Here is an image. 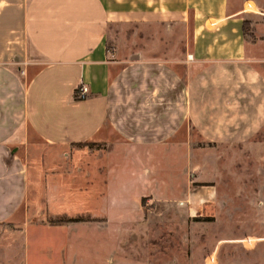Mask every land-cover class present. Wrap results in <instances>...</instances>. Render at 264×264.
<instances>
[{"label": "crops", "instance_id": "crops-1", "mask_svg": "<svg viewBox=\"0 0 264 264\" xmlns=\"http://www.w3.org/2000/svg\"><path fill=\"white\" fill-rule=\"evenodd\" d=\"M245 7L239 0H0V264H30L29 233L44 221L41 209L60 214L49 212L50 199L41 206L29 198V146L70 153L110 138L157 146L182 143L191 129L207 142L235 144L264 129V40L244 36ZM186 21L190 40L176 63L143 52L109 55L111 24ZM81 85L88 92L75 98ZM56 169L43 167L41 179L54 182ZM42 181V191L55 190ZM61 244L49 264L72 256ZM258 248L264 264V235L223 236L205 264H234L238 250L247 256Z\"/></svg>", "mask_w": 264, "mask_h": 264}, {"label": "rangeland", "instance_id": "rangeland-1", "mask_svg": "<svg viewBox=\"0 0 264 264\" xmlns=\"http://www.w3.org/2000/svg\"><path fill=\"white\" fill-rule=\"evenodd\" d=\"M239 1L252 9L244 36L264 40V0ZM190 32V21L116 23L107 48L111 58L143 52L176 63ZM110 139L75 145L70 153L29 146V198L41 206L50 199L49 212L60 213L41 207L44 221L29 233L30 264H49L61 242L73 248L72 256L57 257L62 264H205L223 236L264 235V129L235 144L207 142L192 129L182 143L145 147ZM54 166L55 183L43 179L55 190L42 191L40 170ZM187 200L198 207H181ZM23 240L18 236V248ZM246 253L238 250L231 261L259 263V248Z\"/></svg>", "mask_w": 264, "mask_h": 264}, {"label": "built area", "instance_id": "built-area-1", "mask_svg": "<svg viewBox=\"0 0 264 264\" xmlns=\"http://www.w3.org/2000/svg\"><path fill=\"white\" fill-rule=\"evenodd\" d=\"M251 6H249L248 7V9H246V10H248V11H251L252 9L250 8ZM87 92H88V87L87 86H85V85H81L79 88H78V96L79 97H84L86 94H87Z\"/></svg>", "mask_w": 264, "mask_h": 264}, {"label": "trees", "instance_id": "trees-1", "mask_svg": "<svg viewBox=\"0 0 264 264\" xmlns=\"http://www.w3.org/2000/svg\"><path fill=\"white\" fill-rule=\"evenodd\" d=\"M242 30H243L244 35L248 34L249 27H248V23L246 20H244L243 22ZM75 98H79V96L75 95Z\"/></svg>", "mask_w": 264, "mask_h": 264}]
</instances>
